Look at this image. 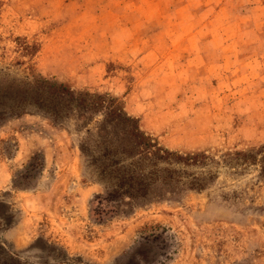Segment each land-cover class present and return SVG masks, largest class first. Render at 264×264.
Masks as SVG:
<instances>
[{
  "label": "rangeland",
  "instance_id": "rangeland-1",
  "mask_svg": "<svg viewBox=\"0 0 264 264\" xmlns=\"http://www.w3.org/2000/svg\"><path fill=\"white\" fill-rule=\"evenodd\" d=\"M214 5L0 0V93L6 79L29 77V66L75 91L113 96L159 146L210 154L204 164H174L179 171L212 175L203 188L125 197L96 217L104 182L87 154L101 129L116 142L124 127L101 121V111L58 124L32 111L7 115L0 264H264V34L251 48V28H231L238 43L226 49L224 28L196 31ZM16 36L39 44L34 56L15 57ZM163 228L172 239L160 260V237L150 234Z\"/></svg>",
  "mask_w": 264,
  "mask_h": 264
},
{
  "label": "trees",
  "instance_id": "trees-1",
  "mask_svg": "<svg viewBox=\"0 0 264 264\" xmlns=\"http://www.w3.org/2000/svg\"><path fill=\"white\" fill-rule=\"evenodd\" d=\"M15 42L16 58L34 56L39 48L37 42L25 36H16ZM28 68L29 77L6 79L5 90L0 93V120L7 115L32 111L46 117L51 123L58 124L71 115L84 121L90 114L101 111V121L124 127L120 131L122 133L115 136L116 142H113L112 136L106 130H100L99 125V137L93 147L95 151L87 154L92 158L90 163L94 165L97 175L104 182V192L94 198L102 206L93 211L96 217L110 215L115 210V205L125 197L144 201L165 193L200 189L212 177L209 170L189 174L184 169L179 171L178 167L173 166L207 163L206 160L211 157L205 149L179 153L159 146L148 133L138 127L135 118L126 114L113 96L96 91H75L63 82L35 76L32 69L29 66ZM225 153L230 154L227 151ZM243 153L242 150L234 151L233 155L239 156ZM261 166L264 173V164ZM150 235L152 239L160 237L157 242H161V249L157 253L159 259L168 257L167 239H172L168 229L163 228Z\"/></svg>",
  "mask_w": 264,
  "mask_h": 264
},
{
  "label": "crops",
  "instance_id": "crops-1",
  "mask_svg": "<svg viewBox=\"0 0 264 264\" xmlns=\"http://www.w3.org/2000/svg\"><path fill=\"white\" fill-rule=\"evenodd\" d=\"M201 2H205L206 0H200ZM214 2V8H212L211 14L209 15L207 13L206 16L201 17L203 18L207 17V23L201 24V27H199L196 31H201L203 29L211 30L216 27L224 28V31L227 33L226 40L228 38L229 41L226 42V49L230 45L234 49L236 48V44L238 43V39L234 36L231 39V36L229 35L231 28H234V33H240V31H245L240 27V25H248L251 30L249 31V34H251V38L247 41L246 44L249 46L255 47L254 45L260 41V36L264 34V29L257 28L258 24H261V20H259L261 17L264 16V0H238L235 4L237 7L233 4V0H207V2ZM206 5H200L199 6V12L200 9H205ZM220 11V13L218 12ZM202 12H200L201 14ZM198 14V13H197ZM196 15V14H195ZM221 18V21H216L217 19ZM240 19H247L248 22L241 21ZM233 42V44H231ZM236 43V44H235ZM247 45V46H248Z\"/></svg>",
  "mask_w": 264,
  "mask_h": 264
}]
</instances>
